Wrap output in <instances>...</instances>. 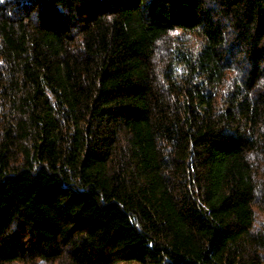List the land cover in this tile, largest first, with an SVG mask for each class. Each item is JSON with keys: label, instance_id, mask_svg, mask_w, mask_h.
<instances>
[{"label": "trees", "instance_id": "1", "mask_svg": "<svg viewBox=\"0 0 264 264\" xmlns=\"http://www.w3.org/2000/svg\"><path fill=\"white\" fill-rule=\"evenodd\" d=\"M121 263L264 264V0L0 7V264Z\"/></svg>", "mask_w": 264, "mask_h": 264}, {"label": "rangeland", "instance_id": "2", "mask_svg": "<svg viewBox=\"0 0 264 264\" xmlns=\"http://www.w3.org/2000/svg\"><path fill=\"white\" fill-rule=\"evenodd\" d=\"M8 1H15V0H4L3 3H0V7L1 6H5L7 4ZM3 13V12H2ZM121 264H138V263H121Z\"/></svg>", "mask_w": 264, "mask_h": 264}, {"label": "clouds", "instance_id": "3", "mask_svg": "<svg viewBox=\"0 0 264 264\" xmlns=\"http://www.w3.org/2000/svg\"><path fill=\"white\" fill-rule=\"evenodd\" d=\"M4 2V0H0V3H3Z\"/></svg>", "mask_w": 264, "mask_h": 264}]
</instances>
